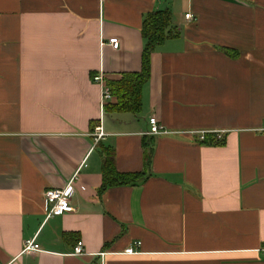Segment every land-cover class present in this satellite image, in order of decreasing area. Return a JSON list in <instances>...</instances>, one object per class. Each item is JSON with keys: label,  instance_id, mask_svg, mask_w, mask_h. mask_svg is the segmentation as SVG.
Wrapping results in <instances>:
<instances>
[{"label": "crops", "instance_id": "1", "mask_svg": "<svg viewBox=\"0 0 264 264\" xmlns=\"http://www.w3.org/2000/svg\"><path fill=\"white\" fill-rule=\"evenodd\" d=\"M164 9L177 36L139 112H107L93 76L138 72L143 18ZM263 129L264 0H0V264H264ZM104 146L144 180L100 192ZM73 176V210L47 217L43 192Z\"/></svg>", "mask_w": 264, "mask_h": 264}, {"label": "trees", "instance_id": "2", "mask_svg": "<svg viewBox=\"0 0 264 264\" xmlns=\"http://www.w3.org/2000/svg\"><path fill=\"white\" fill-rule=\"evenodd\" d=\"M171 13L168 9L148 12L142 21L141 37L144 41L141 51V67L138 72H123L119 80L106 81L113 103H107L104 109L107 112H132L137 113L141 108V88L149 78L150 56L156 46L163 41L177 36L170 26ZM227 53H229L227 51ZM200 144L223 145L224 139L216 140L214 135L206 134ZM101 175L100 192L108 187L134 185L146 177V172H119L114 163V151L110 146L101 150ZM152 156V149L145 152V166L148 167Z\"/></svg>", "mask_w": 264, "mask_h": 264}, {"label": "built area", "instance_id": "3", "mask_svg": "<svg viewBox=\"0 0 264 264\" xmlns=\"http://www.w3.org/2000/svg\"><path fill=\"white\" fill-rule=\"evenodd\" d=\"M185 17L190 18L192 20L194 19L189 13L185 14ZM108 43L112 46V48H115V49L119 45V42L116 38H110L108 40ZM93 80L102 85V93H101V108H102L106 104V102L112 98V96L100 74L94 75ZM148 126L149 127H148L147 134L159 135V134L167 133V131L164 130V128L159 124L155 115L149 116ZM193 134L195 135L196 139L199 141H202L206 134L214 135V138L216 140L222 139L221 132L195 131L193 132ZM103 136H105V133L102 131L101 124L99 123L94 128L93 137L97 141ZM74 179L75 177L73 176L62 188H49L43 192L44 210H45L47 217L52 216V215H60L65 212H70L73 210V207L70 204V198L72 194L74 193V187L72 184ZM134 244L139 245L140 242H135ZM38 250H39V247L36 243H34L33 240H26L23 244V248H22L23 252L38 251ZM83 253H84L83 242L81 240H78L76 245L73 248L72 254L82 255ZM124 253L134 254L136 253V251L134 250L132 246H129L124 250Z\"/></svg>", "mask_w": 264, "mask_h": 264}]
</instances>
